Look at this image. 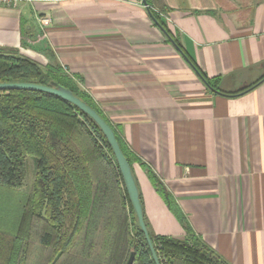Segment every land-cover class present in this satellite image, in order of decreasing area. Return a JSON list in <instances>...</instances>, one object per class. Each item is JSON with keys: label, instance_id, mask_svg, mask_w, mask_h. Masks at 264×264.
Instances as JSON below:
<instances>
[{"label": "crops", "instance_id": "crops-1", "mask_svg": "<svg viewBox=\"0 0 264 264\" xmlns=\"http://www.w3.org/2000/svg\"><path fill=\"white\" fill-rule=\"evenodd\" d=\"M157 2L182 52L142 0H64L41 11L45 35L31 6H0V47L80 77L138 158L133 174L155 234L185 237L145 167L226 260L264 264V79L237 92L264 74V0L240 10ZM197 69L219 79L217 91Z\"/></svg>", "mask_w": 264, "mask_h": 264}, {"label": "trees", "instance_id": "trees-1", "mask_svg": "<svg viewBox=\"0 0 264 264\" xmlns=\"http://www.w3.org/2000/svg\"><path fill=\"white\" fill-rule=\"evenodd\" d=\"M155 1L144 0L150 17L182 52L165 19L168 7L159 2L156 7ZM197 72L218 90V78ZM263 79L264 74L237 92ZM0 82L70 91L110 125L132 171L139 162L80 77L53 58L42 64L17 48L0 47ZM29 156L34 173L28 191L22 192ZM145 171L185 232L184 238L155 234L143 212L159 263L232 264L194 232L159 177L147 167ZM139 199L142 203L140 193ZM131 251L132 264H155L100 127L61 96L34 89L0 90V264H124Z\"/></svg>", "mask_w": 264, "mask_h": 264}, {"label": "water", "instance_id": "water-1", "mask_svg": "<svg viewBox=\"0 0 264 264\" xmlns=\"http://www.w3.org/2000/svg\"><path fill=\"white\" fill-rule=\"evenodd\" d=\"M11 89H34V90H40V91L49 92V93L61 96L64 99L75 104L77 107H79L82 111H84L89 117H91L95 121V123L102 130L103 134L105 135L112 149V152L114 154V157L117 161V165L120 170V174L122 176L124 187L128 194V198L134 209L136 219H137V224L144 234V237L149 246V249L151 251L155 264H160L155 254V251H154V248H153V245H152V242L149 237L148 230L145 224L142 203L139 199V190H138L137 182L135 180V176L133 174V171L129 163L127 162V159L125 158L119 146V143L110 125L92 107H90L88 104L82 101L79 97L73 95L70 91L64 88L47 86V85L33 83V82H0V90H11ZM133 259H134V252L131 251L124 264H132Z\"/></svg>", "mask_w": 264, "mask_h": 264}, {"label": "built area", "instance_id": "built-area-1", "mask_svg": "<svg viewBox=\"0 0 264 264\" xmlns=\"http://www.w3.org/2000/svg\"><path fill=\"white\" fill-rule=\"evenodd\" d=\"M64 0H0L1 7L18 8L22 5H29L33 8L35 19L40 23L44 31L45 26L48 25V17L42 15L45 9L60 4ZM45 35V31H44Z\"/></svg>", "mask_w": 264, "mask_h": 264}, {"label": "rangeland", "instance_id": "rangeland-1", "mask_svg": "<svg viewBox=\"0 0 264 264\" xmlns=\"http://www.w3.org/2000/svg\"><path fill=\"white\" fill-rule=\"evenodd\" d=\"M217 1L221 4V7L239 8L237 10H240L241 8L246 7V5L250 2V0H217ZM42 64H44V62H42ZM26 161H27L26 162V171H25L26 173H25V180H24L25 186L22 185V192L28 191L27 186L30 183L31 177L34 173V167L32 165L33 158L31 156H29V157H27ZM18 193H19V191L16 192V194H18Z\"/></svg>", "mask_w": 264, "mask_h": 264}]
</instances>
